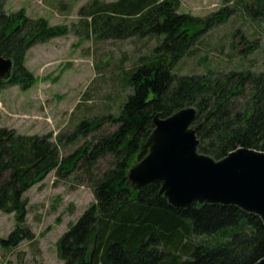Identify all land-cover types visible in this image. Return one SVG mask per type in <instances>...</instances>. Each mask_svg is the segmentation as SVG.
<instances>
[{
    "label": "trees",
    "instance_id": "trees-1",
    "mask_svg": "<svg viewBox=\"0 0 264 264\" xmlns=\"http://www.w3.org/2000/svg\"><path fill=\"white\" fill-rule=\"evenodd\" d=\"M179 1L92 0L79 10L87 31L115 39L153 37L158 43L128 73L133 91L119 114L103 117L116 129L84 142L64 159L60 136L52 142L47 135H18L0 127V211L15 216L14 229L0 239L2 248L33 237L25 223V191L51 170L63 177L80 162L75 179L91 188L95 201L58 240L63 264H252L264 257V225L256 215L233 205L174 208L158 185L132 190L126 179L127 169L145 153L140 146L153 129L154 114L166 117L185 106L197 110L201 153L219 159L238 147L264 151V72H172L200 27L205 30L225 16L222 10L204 20L179 14ZM3 6L0 0V56L13 61L10 83L24 79L27 87L33 76L23 67L26 51L65 29L43 18L31 20L22 11L8 14ZM90 121H81L67 142L100 125ZM105 157L111 168L100 173ZM197 236L218 239L193 242Z\"/></svg>",
    "mask_w": 264,
    "mask_h": 264
},
{
    "label": "rangeland",
    "instance_id": "rangeland-1",
    "mask_svg": "<svg viewBox=\"0 0 264 264\" xmlns=\"http://www.w3.org/2000/svg\"><path fill=\"white\" fill-rule=\"evenodd\" d=\"M91 1L3 0L8 14L22 11L31 20L43 18L50 26L65 29L26 51L23 67L33 76L27 87L24 79L10 83L11 76L0 81V127L18 135H47L52 142L60 136L61 159L84 142L116 129V124L103 117L119 114L126 96L133 91L128 73L150 56L158 43L153 37L115 39L87 31L79 10ZM219 10L225 16L216 17L214 25L205 30L196 26L202 31L188 52L179 57L174 74L264 72V0H180L176 7V13L202 20ZM83 120H95L100 125L78 133L80 137L68 143L65 137ZM108 159L99 161L100 173L111 168ZM79 164L63 177L51 170L25 191V223L33 237L15 247L0 246V264H63L57 254L58 240L95 201L91 189L75 179ZM14 223L13 213L0 211V239L9 235ZM217 239L197 236L193 242Z\"/></svg>",
    "mask_w": 264,
    "mask_h": 264
},
{
    "label": "water",
    "instance_id": "water-1",
    "mask_svg": "<svg viewBox=\"0 0 264 264\" xmlns=\"http://www.w3.org/2000/svg\"><path fill=\"white\" fill-rule=\"evenodd\" d=\"M13 61L0 56V81ZM197 110L185 106L153 116V129L141 150L146 154L127 171L132 190L155 184L174 208L191 204L233 205L258 216L264 225V151L236 148L215 159L199 152ZM252 264H264V257Z\"/></svg>",
    "mask_w": 264,
    "mask_h": 264
}]
</instances>
